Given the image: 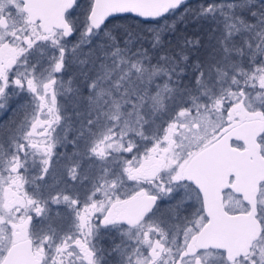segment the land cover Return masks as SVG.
<instances>
[{"label":"snow or ice","instance_id":"snow-or-ice-1","mask_svg":"<svg viewBox=\"0 0 264 264\" xmlns=\"http://www.w3.org/2000/svg\"><path fill=\"white\" fill-rule=\"evenodd\" d=\"M6 109L0 264H264V0H0Z\"/></svg>","mask_w":264,"mask_h":264},{"label":"flooded vegetation","instance_id":"flooded-vegetation-1","mask_svg":"<svg viewBox=\"0 0 264 264\" xmlns=\"http://www.w3.org/2000/svg\"><path fill=\"white\" fill-rule=\"evenodd\" d=\"M11 103L15 104L16 101H12ZM12 119V112L8 111L7 109L5 111L0 112V120L2 121H8Z\"/></svg>","mask_w":264,"mask_h":264},{"label":"trees","instance_id":"trees-1","mask_svg":"<svg viewBox=\"0 0 264 264\" xmlns=\"http://www.w3.org/2000/svg\"><path fill=\"white\" fill-rule=\"evenodd\" d=\"M136 22L137 21H135L132 17H128L126 20L119 21L118 23L127 25V24L136 23Z\"/></svg>","mask_w":264,"mask_h":264}]
</instances>
